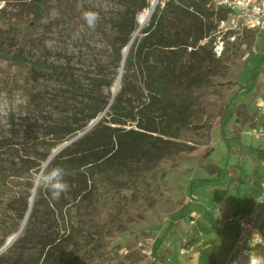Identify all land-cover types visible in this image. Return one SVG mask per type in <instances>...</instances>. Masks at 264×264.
<instances>
[{
	"label": "trees",
	"instance_id": "trees-1",
	"mask_svg": "<svg viewBox=\"0 0 264 264\" xmlns=\"http://www.w3.org/2000/svg\"><path fill=\"white\" fill-rule=\"evenodd\" d=\"M122 4L121 16L114 22L112 39H109L116 67H121L122 51L138 27L136 16L149 7V0H123ZM28 6L32 7L35 22L50 8L38 0ZM226 18L227 11L214 8L209 0H164L162 7L160 3L155 6L147 26L139 32L140 37L130 43L115 96L111 99L102 96L101 87H111L113 82L102 81L96 95H87L76 105L64 106V110L70 112L68 118L49 127L46 133L50 147L58 146L83 132L107 107L90 129L53 156V165L65 170L69 185L68 192L58 201L51 199L50 193L43 189L31 194L32 173L51 155L49 148L20 153L18 143L11 137L0 138V152L11 149L17 151L18 157L14 165H0V187L7 188L10 182L25 185L10 205L19 221L23 222L28 213L24 235L17 237V241L24 242L25 233L33 223H40L36 235L40 257L34 264H94L95 256L105 260L100 257H105L107 249L102 250L105 255L90 256L89 248L97 249L98 239L110 236L112 230H126L123 190L132 186L135 192L156 193L159 184L155 182L156 169L175 166L174 158L179 153L191 152L202 135H209L213 127L222 125L235 94L219 108L216 121H208L207 95L245 87L237 81L214 79L217 74L214 63H221L226 49L221 56L214 55L213 34L218 23ZM0 32L12 34L11 38H2L10 48L23 33L2 9ZM0 59L15 64L28 63L21 53L10 49L0 52ZM210 63L211 67L206 69L205 64ZM35 66L47 67L45 62H33L31 67ZM251 78L254 79L252 92L246 102L234 107L233 113L236 122L254 127L255 99L264 93L261 64L250 69L248 79ZM251 105L254 106L252 111ZM27 146L23 145V149ZM211 152L207 150L199 161L205 160ZM263 157L262 150L256 152L250 177V200L261 190L263 175L259 168ZM235 168L229 170L230 179L224 191L245 183ZM165 177L166 172L162 171L160 180ZM169 228L170 225L155 248L150 264L162 261L166 255L167 251L159 246ZM259 230L261 241L253 247V257H264V218ZM16 231L17 227L10 233ZM196 242L188 239L182 247L189 250ZM3 244L0 240V248ZM0 264H7L2 255Z\"/></svg>",
	"mask_w": 264,
	"mask_h": 264
},
{
	"label": "rangeland",
	"instance_id": "rangeland-1",
	"mask_svg": "<svg viewBox=\"0 0 264 264\" xmlns=\"http://www.w3.org/2000/svg\"><path fill=\"white\" fill-rule=\"evenodd\" d=\"M33 1L0 0V9L23 31L12 48L2 41L12 34L0 32V52L10 49L28 61L15 64L0 59V138L11 137L18 143L20 153L49 148L52 154L59 145L50 147L46 133L49 127L68 118L70 112L64 106L76 105L87 95H96L102 81H113L111 87H101L103 97L111 99L117 93L111 88L119 77L121 81L123 68L114 63L109 39H112L114 22L121 16L123 0H38L50 7L38 22L34 21L32 7L28 6ZM159 3L162 7L164 0H156L154 7ZM154 7L149 0L146 10L152 14ZM85 11L98 14L94 28H89L83 20ZM141 29L138 26L131 34L130 43L140 37ZM33 62H45L47 67L32 68ZM259 64L264 67V32L244 31L242 37L227 46L221 63H214L216 81H237L245 86L207 95L208 121H216L219 108L235 94L222 125L213 127L209 135H202L191 152L179 153L174 158L175 166L156 169L155 182L159 183L156 193L135 192L132 186L123 190L126 230H112L110 236L98 239L97 249L89 248L90 256L105 255L102 250H108L105 257H100L105 260L101 262L95 256L94 264H150L169 225L159 246L167 253L162 261L154 264H221L226 258L237 224L225 221L252 209L250 177L256 152L264 153V136L257 138L253 126L236 122L233 113L234 107L246 102L252 92L254 79H248L249 71ZM210 67L211 63L205 64L206 69ZM253 109L251 105L250 110ZM257 119L260 121L263 117L256 115V122ZM23 145H28L26 150ZM207 150L212 152L199 161ZM0 153V165L17 163V151L4 149ZM262 162L259 171L264 182V157ZM232 168L238 170L245 183L224 191ZM162 171L166 177L160 180ZM24 189L25 185L20 182L0 187V240L4 243L23 224L10 205ZM34 192L31 189V194ZM15 227L17 231L10 233ZM38 227L40 223L36 221L25 233V241L18 242L24 235V225L14 243L0 254L7 264H34L39 260ZM188 239L197 242L186 250L182 245Z\"/></svg>",
	"mask_w": 264,
	"mask_h": 264
},
{
	"label": "built area",
	"instance_id": "built-area-1",
	"mask_svg": "<svg viewBox=\"0 0 264 264\" xmlns=\"http://www.w3.org/2000/svg\"><path fill=\"white\" fill-rule=\"evenodd\" d=\"M214 8L227 11V18L220 21L214 32L212 52L221 56L227 46L234 44L244 31L264 32V0H209ZM256 115H261L252 128L255 136H264V93L255 99ZM252 209L248 213L229 217L225 222L237 224V233L229 246V253L221 264H245L253 247L261 241L260 221L264 218V182L260 193L251 199Z\"/></svg>",
	"mask_w": 264,
	"mask_h": 264
},
{
	"label": "clouds",
	"instance_id": "clouds-1",
	"mask_svg": "<svg viewBox=\"0 0 264 264\" xmlns=\"http://www.w3.org/2000/svg\"><path fill=\"white\" fill-rule=\"evenodd\" d=\"M83 20L89 28H94L99 20L95 12L85 11ZM53 157H47L40 162L39 167L32 173L33 190L39 192L46 190L53 200H59L62 194L69 190V185L65 180V170L62 167L53 165ZM249 264H264V257H253L249 255Z\"/></svg>",
	"mask_w": 264,
	"mask_h": 264
},
{
	"label": "bare ground",
	"instance_id": "bare-ground-1",
	"mask_svg": "<svg viewBox=\"0 0 264 264\" xmlns=\"http://www.w3.org/2000/svg\"><path fill=\"white\" fill-rule=\"evenodd\" d=\"M155 2H156V0H151V5H152L153 7H154V5H155ZM150 15H152V14H151V11L146 10V9L143 10L142 12H140V13L138 14L137 22H138L139 29H141V28L146 24V22L148 21ZM129 47H130V45H129L128 47H125V48L123 49V51H122V62H123V63H124V61H125V59H126V57H127V53H128ZM123 63L121 64V68L123 67ZM119 84H120V77L115 81V83L113 84V86H112V88H111V90H112L113 93H116V92H117L118 87H119ZM27 217H28V213H27L25 219L23 220V224H22L21 228L19 229V232H21V230L23 229V227H24V225H25V223H26V219H27ZM19 232H16V233H17V237H18V235H19ZM13 235H14V234H13ZM13 235H11L9 238H11ZM9 238H8V239H9Z\"/></svg>",
	"mask_w": 264,
	"mask_h": 264
},
{
	"label": "water",
	"instance_id": "water-1",
	"mask_svg": "<svg viewBox=\"0 0 264 264\" xmlns=\"http://www.w3.org/2000/svg\"><path fill=\"white\" fill-rule=\"evenodd\" d=\"M155 8V7H154ZM154 11V9H153ZM152 11V13H153ZM130 45V43L126 46L128 47ZM121 75V73H120ZM101 117V115L95 119H93L89 124L88 126L86 127V129L81 132L80 134H78L76 137H78L79 135H81L82 133H84L85 131H87L88 129H90L94 124L95 122H97V120ZM76 137L68 140V141H65L63 142L62 144H60L54 151L53 153L49 156V157H53L55 154H57L60 150H62L66 145H68L70 142H72ZM17 239V233H15L11 238L7 239L6 242L3 244V246L0 248V254L3 253L8 247H10L14 241Z\"/></svg>",
	"mask_w": 264,
	"mask_h": 264
},
{
	"label": "crops",
	"instance_id": "crops-1",
	"mask_svg": "<svg viewBox=\"0 0 264 264\" xmlns=\"http://www.w3.org/2000/svg\"><path fill=\"white\" fill-rule=\"evenodd\" d=\"M237 233V230H236V232H235V234Z\"/></svg>",
	"mask_w": 264,
	"mask_h": 264
}]
</instances>
